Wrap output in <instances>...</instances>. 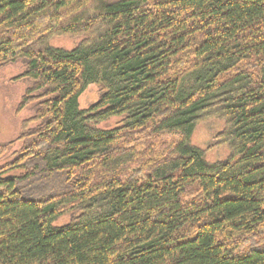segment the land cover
I'll list each match as a JSON object with an SVG mask.
<instances>
[{"label": "trees", "instance_id": "trees-1", "mask_svg": "<svg viewBox=\"0 0 264 264\" xmlns=\"http://www.w3.org/2000/svg\"><path fill=\"white\" fill-rule=\"evenodd\" d=\"M18 62L0 264H264V0H0Z\"/></svg>", "mask_w": 264, "mask_h": 264}, {"label": "rangeland", "instance_id": "rangeland-1", "mask_svg": "<svg viewBox=\"0 0 264 264\" xmlns=\"http://www.w3.org/2000/svg\"><path fill=\"white\" fill-rule=\"evenodd\" d=\"M50 45L55 49L66 51L73 47L74 41L68 38L54 39L51 41ZM22 70V62L0 69V145L6 144L16 138L20 132L21 122L32 114L31 109H25L19 116L14 114L20 97L30 84L28 80L14 81V78L19 75ZM96 91L97 89L95 87H89L86 92L81 95L79 100L80 108L85 109L94 103L97 97ZM116 122V120L112 119L104 124H100L99 127L109 129L114 127ZM221 127L222 124L220 121H212L208 124L197 126L192 134L191 144L200 149H204L210 143L213 135L220 130ZM19 147L20 144H15L8 153V156L13 151L18 150ZM227 154L228 151L226 148L213 150L206 154L205 160L208 162H215L224 159ZM65 221L66 218H63L58 224Z\"/></svg>", "mask_w": 264, "mask_h": 264}]
</instances>
